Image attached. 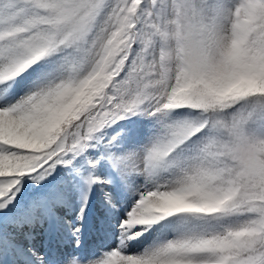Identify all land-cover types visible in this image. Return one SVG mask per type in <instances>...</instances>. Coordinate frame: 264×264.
<instances>
[{
	"label": "snow or ice",
	"instance_id": "snow-or-ice-1",
	"mask_svg": "<svg viewBox=\"0 0 264 264\" xmlns=\"http://www.w3.org/2000/svg\"><path fill=\"white\" fill-rule=\"evenodd\" d=\"M0 264H264V0H0Z\"/></svg>",
	"mask_w": 264,
	"mask_h": 264
}]
</instances>
